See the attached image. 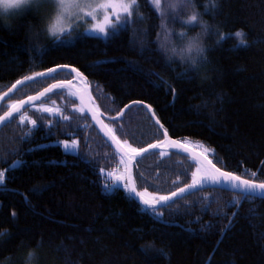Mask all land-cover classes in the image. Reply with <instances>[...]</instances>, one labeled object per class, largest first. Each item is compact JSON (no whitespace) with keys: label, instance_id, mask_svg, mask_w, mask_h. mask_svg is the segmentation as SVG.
<instances>
[{"label":"trees","instance_id":"16d2710c","mask_svg":"<svg viewBox=\"0 0 264 264\" xmlns=\"http://www.w3.org/2000/svg\"><path fill=\"white\" fill-rule=\"evenodd\" d=\"M137 2L128 30L115 38L82 32L50 37L41 9L13 19L11 27L0 23V95L25 76L68 65L86 78L105 116L116 117L137 101L150 105L169 138L201 142L214 150L208 158L221 170H250L257 173L255 182L264 181V0H220L210 17L219 27L209 37L207 61L196 71L164 60L152 39L158 16L151 0ZM237 29L244 30L246 46L235 38ZM141 40L147 42L141 46ZM71 79L63 73L32 83L1 113ZM51 99L65 100L68 120L29 108L37 120L30 137L25 133L31 125H20L19 116L0 130V171L7 177L0 186V230H8L0 238V261L10 255L4 264H23L27 250L36 248L37 264H264L263 199L213 189L159 209V219L141 212L123 189L102 191L101 172L114 170L120 157L86 115L74 111L77 100L66 90L43 103ZM106 124L134 148L164 139L144 107ZM73 139L79 144L74 155L56 145ZM159 153L136 163L139 191L168 195L191 183L194 162ZM16 161L24 163L8 170Z\"/></svg>","mask_w":264,"mask_h":264},{"label":"snow or ice","instance_id":"6c2138e0","mask_svg":"<svg viewBox=\"0 0 264 264\" xmlns=\"http://www.w3.org/2000/svg\"><path fill=\"white\" fill-rule=\"evenodd\" d=\"M138 6V2L135 5H130L128 0H78L77 7L79 8L77 16H83L90 18L92 32L105 37L111 36L115 38L119 32L127 31L129 27V17L133 15V8ZM173 23L176 21L173 20ZM68 29L55 33L53 36L63 34ZM226 37H221L225 39ZM64 41L61 40V43ZM63 69H69L68 65L59 66ZM58 69L52 68L48 72H38L34 75L25 76L21 80H17L7 92H4V97H7L17 85H22L26 81L35 80L37 77L48 76L55 73ZM70 73H75L72 80H59L57 83L50 85L45 88L42 92L36 96H29L26 100H18L7 105V111H4L3 115H0V127L6 126L13 122V114L19 113V124L20 125H31L25 133L26 137L32 135V129L37 127V120L33 119L28 111H21L28 105L29 108H34L37 112L48 113L49 115H59L63 120H68V115H62L61 109L55 107V101H52L53 106H48L47 103H40L36 105L34 101H40L43 97H46L49 93L53 92L54 89H64L66 94L72 97H78L80 100V106L75 108L74 111L84 113L86 110L92 113V119L97 124L101 125V129L105 131V135L109 136L112 143L116 147V153L119 155V163L125 166L127 177L124 174H118L117 171L104 173L105 186L102 189L106 194H114L116 191L123 189L127 193L129 200H136L143 205L140 209L141 212L150 211L153 216L159 219V209L169 205V202L175 197L182 196L186 192H190L194 189L203 188L206 185L210 186H224L225 188L239 189L241 193L248 197H264V181L255 182L254 178L257 176L256 172H250L245 170L242 175H249L251 178L243 179L242 175H234L231 172L221 171L220 168L216 167V164L212 160L208 159L207 153H214L213 149L207 148L201 142L192 141H174L168 136L167 129L163 131L164 139L157 141L155 144H149L147 148H134L131 144L125 140L123 143L117 138L114 130L107 124H104L102 120L98 119L99 108L93 109L90 102L92 100L91 94L87 91L86 78L76 68H71ZM75 81V83H74ZM99 87V86H97ZM87 97V99H86ZM3 97H0L2 100ZM142 102H135V104H141ZM133 105L126 106L131 108ZM144 108L155 117L154 111L150 105H144ZM124 113L121 111L119 116ZM118 117H112L115 120ZM51 123V121H49ZM155 123L163 128L160 124L159 119L155 120ZM65 152H78V141L73 139L71 142L65 140L62 142ZM149 149H160V155L169 154V149H175L177 152L183 151L189 154L190 159L195 163L196 169L191 173V183L180 187L177 191H172L168 195H157L150 193L145 188L144 191H139L136 187L135 180L132 178V162L137 157H140L142 153H147ZM193 149H203L201 152L193 151ZM0 161H3V157H0ZM220 163V161H217ZM23 161H16L13 165L9 166L8 170L16 168L17 165L23 164ZM6 172L0 171V186L4 185L6 180ZM127 180V182H125ZM178 182V181H177ZM235 215V214H234ZM211 225L205 226L206 229L211 228ZM231 221L229 222L228 228H231ZM227 231V229H226ZM223 235V233H222ZM162 251V250H161ZM165 255H167L165 253Z\"/></svg>","mask_w":264,"mask_h":264},{"label":"clouds","instance_id":"9594fccd","mask_svg":"<svg viewBox=\"0 0 264 264\" xmlns=\"http://www.w3.org/2000/svg\"><path fill=\"white\" fill-rule=\"evenodd\" d=\"M43 2L44 0H0V23L7 21V26L11 27L14 17L26 13L29 9L39 8ZM50 2L52 11L44 20L43 30L53 36L72 26L73 17L77 16L79 8L78 0ZM128 2L135 5L137 0ZM219 3L220 0H151L158 16V29L152 39L165 61L179 63L192 71L201 68L208 59L209 37L219 27L210 19ZM173 20L176 22L173 23ZM234 36L241 46H246L243 29H237ZM146 42L141 40V46ZM7 232V229L0 230V238ZM38 259L36 248H29L23 258V264H37ZM11 260L10 255L5 256L0 264Z\"/></svg>","mask_w":264,"mask_h":264},{"label":"water","instance_id":"95a60500","mask_svg":"<svg viewBox=\"0 0 264 264\" xmlns=\"http://www.w3.org/2000/svg\"><path fill=\"white\" fill-rule=\"evenodd\" d=\"M55 68L58 69L55 73H52V74H50V75H48V76H44V77H37L35 80L26 81V82H25L24 84H22V85H17L16 89H14L11 93H9V95H8L7 97H4L3 94L0 95V97H3V99L0 100V110H1V107H2V106H3L8 100H10V99H11V98H12V97H13V96H14L19 90H21L22 88H24V87H26V86H28V85H30V84H32V83H35V82H37V81H42V80L50 79V78H53L55 75H57V74H62V73H68V74H70V75L72 76V79H73V77L75 76V73H70V72H69V70H70L72 67H69V69H63V68H60V67H55ZM45 72H48V71H45ZM72 79H71V80H72ZM86 81H87V80H86ZM56 83H57V82H56ZM74 83H75V81H74ZM57 90H62V89H54L53 92H55V91H57ZM63 90H64V89H63ZM87 91L91 94V97H92V100H91L90 104H91V106L93 107V109H96L97 107H96V104H95V100H94V98H93L92 88H91V86H90V84H89L88 82H87ZM53 92L49 93L46 97H43L40 101H34V103H35L36 105H38L42 100H45L46 98H48ZM35 96H36V95H35ZM74 98L77 100V102H78V104H79V106H80V100H79V98H78V97H74ZM86 99H87V97H86ZM25 100H26V99H25ZM129 105H133V106L131 107V108H133V107H136V106L144 107L145 104H143V103H141V104L131 103V104H129ZM131 108H127V107H125L122 111H123V113L125 114V112H126L127 110L131 109ZM27 109H29V106H28V105H25V108L22 109L21 111L23 112V111H25V110H27ZM147 112H148V111H147ZM99 113H100V114H99V116H98V119L102 120L104 124H106V122H118V121L122 120L123 115H124V114H123L122 116H119V115H118V116H116V117H118V118L115 119V120H113V119H111V118L105 116L102 112L99 111ZM84 114H85L86 117L90 120V122L92 123L93 127L95 128V130L97 131V133L101 136V138H102V139H103V140H104V141H105V142H106V143H107V144H108V145L114 150V152L116 153V147H115V145L112 143L110 137L105 135V131L101 129V125L97 124L96 121L92 119V113H91V112H88V111L86 110V111L84 112ZM148 114H149L150 118L153 120V122L155 123V120L157 119L156 116L153 117L152 114H151L150 112H148ZM19 115H20L19 113H14V114H13V119H14L15 117L19 116ZM155 125L158 126L159 129H160L162 132L164 131L163 128H160V126L157 125L156 123H155ZM3 127H4V126L0 127V129H2ZM170 139H171V138H170ZM171 140H172V139H171ZM174 141H175V140H174ZM160 151H161L160 149H149V151H148L147 153H142L140 157H137L135 160H133V162H132V178L134 179V167H135L136 163H137L141 158H143V157H145V156H147V155H149V154H151V153H154V152H160ZM193 151H195V150H193ZM168 152H169V153H174V154L176 153V154H179V155H181V156H184V157L190 159L189 154H188V153H185V152H183V151L177 152L175 149H169ZM196 152H197V151H196ZM116 154H117V153H116ZM117 155H118V154H117ZM118 156H119V155H118ZM190 160H191V159H190ZM216 167H217V166H216ZM221 171H223V170H221ZM126 173H127V172H126ZM126 177H127V176H126ZM213 189H215V190H221V191H225V192H229V193L236 194V195H240V196H245L243 193L240 192L239 189H232V190H229V189L225 188L224 186H210V185H206V186H204L203 188L194 189V190H192V191H190V192H186V193L182 194V196H179V197H175V198H173V200L169 202V205L172 204L173 202H175L176 200H178V199H180V198H184V197H186V196H188V195H191V194H193V193H196V192H199V191H205V190H213ZM251 198H254V199H263V200H264V197H251ZM137 203H138L140 206L143 207V205H142L141 203H139L138 201H137ZM162 208H164V207H162ZM162 208H160V209H162Z\"/></svg>","mask_w":264,"mask_h":264},{"label":"rangeland","instance_id":"374dc122","mask_svg":"<svg viewBox=\"0 0 264 264\" xmlns=\"http://www.w3.org/2000/svg\"><path fill=\"white\" fill-rule=\"evenodd\" d=\"M39 9H41L42 11H45L46 12V14H47V16H46V18L48 17V15L50 14V12L52 11V5H51V2H50V0H44V2L39 6V8H37V9H35L36 11L37 10H39ZM30 11H32V9H29L27 12H30ZM26 12V13H27ZM26 13H24V14H26ZM24 14H22V15H24ZM20 15H17L16 17H14L13 19H16V18H18ZM12 19V20H13ZM91 20H90V18H85V17H83V16H76V17H73V23H72V26L71 27H69V28H67L68 29V31H66V32H76V33H84V34H86V35H91V36H102L103 37V35H98L97 33H95V32H92V31H90L89 29L91 28ZM47 35H49L48 33H47ZM59 35H61V34H58L57 36H59ZM50 37H56V36H50ZM63 74V73H62ZM72 77V76H71ZM51 79V78H50ZM54 84V83H53ZM52 85V84H51ZM58 91H61V90H57V91H55V92H58ZM62 91H63V89H62ZM65 91V90H64ZM55 92H53V93H55ZM52 93V94H53ZM51 94V95H52ZM37 95V94H36ZM50 97V96H49ZM48 97V98H49ZM47 99V98H46ZM45 99V100H46ZM43 101L44 100H42L40 103H43ZM52 101H55V107H58V108H60L61 109V113H62V115H64L63 114V112H62V104H64L65 103V100L63 99V101L61 102V104H60V102H59V100H57V99H51L50 101H48V102H45V103H47V105L48 106H53L52 105ZM39 103V104H40ZM38 104V105H39ZM1 110H2V107H1ZM1 110H0V115H3L2 113H1ZM28 110V109H27ZM31 110L32 111H34V112H36V113H41V114H45V115H48V116H50V117H61V116H59V115H49L48 113H42V112H37V111H35V109L34 108H31ZM78 113H80V112H78ZM28 114H29V112H28ZM80 114H83V113H80ZM7 126V125H6ZM5 127V126H4ZM3 127V128H4ZM1 130V129H0ZM69 142H71V141H69ZM56 145H59V146H61V148H62V150H63V152L65 153V154H70V155H74V154H76L77 152H75V153H73V152H65V150H64V148H63V145H62V142H60V143H56ZM78 148H79V144H78ZM193 150H195V151H197V152H201V151H203V149H193ZM176 154V153H175ZM209 154L210 153H207V155L209 156ZM186 158V157H185ZM186 159H188V158H186ZM209 159V158H208ZM188 160H190V159H188ZM190 161H192V160H190ZM193 162V161H192ZM112 171H117L118 172V174H124L125 175V177L127 176V173H126V170H125V166L124 165H121L120 163H119V165L114 169V170H110V171H102L101 172V174L104 176V173H107V172H112ZM105 177V176H104ZM191 179H192V176H191ZM125 182H127V180H125ZM105 186V185H104Z\"/></svg>","mask_w":264,"mask_h":264}]
</instances>
